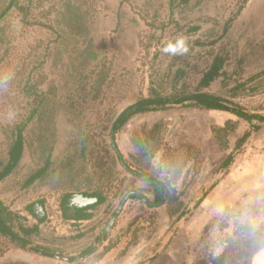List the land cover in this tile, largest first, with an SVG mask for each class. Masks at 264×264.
I'll list each match as a JSON object with an SVG mask.
<instances>
[{"label": "rangeland", "instance_id": "374dc122", "mask_svg": "<svg viewBox=\"0 0 264 264\" xmlns=\"http://www.w3.org/2000/svg\"><path fill=\"white\" fill-rule=\"evenodd\" d=\"M89 2L94 15L92 47L98 52L92 63L105 62L109 78L99 97L84 100L78 95L73 102L76 110L68 105L57 113L45 144L32 142L37 131L29 123L23 161L0 181V200L24 216L25 224H39L41 233L34 237L35 244L54 248L60 258L14 246L17 251L11 252L12 247L0 255V264H250L254 253L264 246V121L249 123L232 112L182 104L131 119L115 133L125 164L135 169L149 162L145 170L154 179L146 177L170 181L171 196L159 208L130 198L105 235L107 222L129 191L139 192L150 202H157L158 195L153 186L129 173L118 160V174L112 181L103 174L108 165L95 173L91 164L80 158L79 142L86 127L95 143L103 138L108 141L109 129L104 126H110V119L137 95H147L153 82L157 86V76H163L174 57L160 49L166 39L177 35L185 36L189 44V52L179 59L188 63L180 84L195 85L214 54H222L226 57L223 74L206 90L223 96L230 107L264 115V0ZM52 3L48 1L43 7L47 9ZM39 20L48 21L44 16ZM8 22L5 40L9 41L0 42V57L8 50V62L0 68V161L6 157L12 130L26 120L32 107L25 82L30 80L39 90L54 85L58 92H64L81 61L74 63L57 50L53 29L25 25L14 16ZM196 26L200 29L194 31ZM167 87L168 81L166 91ZM255 87L258 89L249 91ZM135 139L144 142L147 157L142 156L144 151ZM50 146L54 148L52 161L72 162L66 166L55 163L46 175L23 188L44 165ZM96 148L101 149V145ZM56 167L57 173L52 174ZM95 190L106 200L87 211L93 215L90 219L65 217L66 200L62 199L67 193ZM36 204L45 211L42 222ZM135 214L146 226L139 225L134 236L130 232L127 240L133 243L127 250L109 255L112 260L97 257L120 237ZM91 245L99 250L93 256L67 260L87 252ZM255 264H264V253L256 256Z\"/></svg>", "mask_w": 264, "mask_h": 264}, {"label": "trees", "instance_id": "16d2710c", "mask_svg": "<svg viewBox=\"0 0 264 264\" xmlns=\"http://www.w3.org/2000/svg\"><path fill=\"white\" fill-rule=\"evenodd\" d=\"M48 1L51 0H2L0 3V42L8 43L9 40L5 39L9 36V18L11 16L18 17L25 25H38L53 29V34L56 36L57 50L60 49L61 54H67V57H70L74 63L78 59L81 60L79 63L80 67L78 69L76 68L71 75V79L64 92H58V89L54 85L51 89L39 90L35 84H30V80L25 82L24 85L27 87L28 95L32 96V107L26 120L17 125L11 132L12 140L8 147L6 157L0 161V181H3L15 172L23 161L30 138V132L28 130L29 123L32 122V127L34 126L37 131V139L32 142L37 141L40 144H45L47 142L45 137L49 132L48 129L54 124L57 113L61 109H65L68 105V108L75 107L76 110L77 106L73 102H77L76 96L78 95L84 98V100L90 96H92V99L99 97L105 82L109 78L108 67L105 62L100 64L92 63L97 59L98 52L92 47L93 37L91 36V25L94 15L92 13V3L89 2L90 0H53L54 3L45 9L43 6ZM187 1L182 0V2ZM244 1L246 2L247 0ZM39 16L46 17L48 21L44 22L39 20ZM50 22L52 23L50 24ZM192 29L194 31L199 30L200 26ZM7 52L8 50L6 49L3 56L0 57V68H4L8 62ZM179 59H181V55L173 57V60L168 64V69L162 74L163 76H157L159 79L157 86L153 82L147 95H137L133 103L110 119V126H104L105 130L109 129L108 141L103 138L102 142L95 143L94 135H91L87 127L81 131V140L79 142L80 158L83 159L85 164L90 163L91 167L95 169V173L97 170L102 171L108 165L107 169L103 171V174L108 175L109 182L116 177L118 174L116 165L119 156L114 152L115 149L111 142V136L137 114L163 110L172 104H182L200 109L232 112L249 123H252L254 119H259L261 120L260 122L264 121V115L247 113L243 111L242 107L238 106H236L237 108L230 107V102L223 96L206 90L213 81L223 74V68L226 64V57L224 55L219 53L214 54L211 63L202 72L200 79L195 85L180 84L186 73L188 63L185 60L182 61L183 58L181 61ZM253 77L257 78L259 75L257 74ZM167 81L168 87L166 91L165 85ZM239 86H243V84ZM256 89L258 87L249 88V91ZM68 113L69 115H75L74 112ZM157 125L158 123L155 124V126ZM219 129L223 130L225 128L221 127ZM135 143L140 150L146 152H143L142 156L147 157L148 153L143 145L144 142L140 139H135ZM99 145H101V149L96 148ZM53 150L54 148L52 146L48 148L44 165L29 177L23 185V188L30 186L38 178L46 175L55 163H60L59 166H66L72 162L70 159L68 161H62L61 159L59 162L57 160L52 161L51 156ZM100 150L104 151L103 155H100ZM96 151L97 154H95ZM149 166V162H146L144 166L135 168V170L141 173L140 175L154 179V176L145 170ZM56 171H58L57 167L51 170L52 174ZM97 173L100 174L99 172ZM100 179H102V176H100ZM157 182L163 191H167V195L170 197L171 194L166 188L168 185H171L170 181ZM171 188L174 189V186ZM92 195L99 198L98 203L103 201V194L99 190H95ZM87 215V218L90 217V214ZM43 220L44 218H41L40 222ZM24 221V216L11 210L0 200V255L5 253L11 246H15L41 255L60 258L54 248L35 244L34 237H38L41 233L39 224L27 225ZM139 225L142 227L146 226L141 216L135 218L128 228L129 232L124 237L130 236L132 234L130 232H133L134 236V231L140 228ZM128 243H133V241L130 240ZM93 250L83 252L77 257L75 256L67 260L77 261L88 258L93 253ZM94 251L96 252V250ZM106 253L101 252L96 256L100 258Z\"/></svg>", "mask_w": 264, "mask_h": 264}, {"label": "flooded vegetation", "instance_id": "af4514ba", "mask_svg": "<svg viewBox=\"0 0 264 264\" xmlns=\"http://www.w3.org/2000/svg\"><path fill=\"white\" fill-rule=\"evenodd\" d=\"M156 111H159V110H156ZM156 111H151V112H156ZM146 113H150V112H146ZM143 114V113H142ZM138 115V114H137ZM136 116V115H135ZM134 117V116H133ZM132 117V118H133ZM131 118V119H132ZM130 119V120H131ZM129 120V121H130ZM128 121V122H129ZM127 122V123H128ZM126 123V124H127ZM155 124H157V123H153V126H155ZM152 126V127H153ZM145 129H144V127H143V131H144ZM142 131V132H143ZM116 133V132H115ZM115 133L111 136V142H112V144H113V146H114V152L116 153V155H118L117 154V152H116V149H118L117 148V145H116V142H115ZM144 136L146 137V136H148L147 138H149V137H152L153 138V135H150V134H148V135H146V134H144ZM219 136V134H217V137ZM148 142H149V144H151L152 143V140H148ZM122 155V154H121ZM124 161V160H123ZM118 162L120 163V159H118ZM125 163V162H124ZM121 164V163H120ZM126 165V164H125ZM122 166V165H121ZM130 170H132V171H135V172H137L135 169H133V168H131L130 166H128V165H126ZM124 168V167H123ZM125 170H127L126 168H125ZM128 171V170H127ZM129 173H131V174H133L132 172H130V171H128ZM139 174H141V173H139ZM133 175H135V174H133ZM136 176V175H135ZM153 182H155V183H157L158 184V186H159V189H157V188H155L154 186H153V188H154V190H155V192H157V195H158V201L157 202H150L149 200V203H151V205H148L145 201V203L149 206V207H151V208H159L160 206H162L164 203H166V200H167V198L169 197L168 195H167V191L165 192V191H163L162 189H161V186L159 185V183L155 180V181H153ZM163 182H165V180L163 181ZM152 186V185H151ZM175 187V186H174ZM167 188V190H168V188H170L169 186H167L166 187ZM169 191V190H168ZM129 192H132L131 194H130V196L127 198V200H129L130 198H138V199H140V200H143L142 198H141V194L139 193V192H134L133 190H131V191H129ZM128 192V193H129ZM93 193V192H92ZM92 193H84V192H82V193H70V194H66L64 197H63V199L62 200H66L65 201V204H64V206H63V209L64 210H66V218H69V219H74V220H79V221H81V220H85V219H90L93 215H91L90 214V217H86V216H88L87 214H88V210H90V209H93L94 207H97L99 204H101V203H103V201L102 202H100V203H98V201H99V198L97 197V196H94V195H92ZM127 193V194H128ZM79 195H82V196H80L79 197ZM141 195V196H140ZM103 197H104V195H103ZM146 198V197H145ZM148 199V198H147ZM90 200V201H89ZM91 200H93V201H91ZM95 200H97V201H95ZM102 200H106V198H102ZM126 200V201H127ZM89 201V203H87V205H85V206H81V205H83L82 203L83 202H88ZM98 203V204H97ZM97 204V205H96ZM37 206V205H36ZM124 206V205H123ZM36 208H38V206L36 207ZM118 208V207H117ZM116 208V209H117ZM37 210H39V208L37 209ZM44 210V209H43ZM116 211V210H115ZM121 211H122V209H121ZM34 212V211H33ZM36 212V211H35ZM37 212H39L38 213V218L39 219H41V218H44L45 219V217L43 216L44 214H45V211H43L44 213L42 214L41 213V211H37ZM36 212V213H37ZM183 212L184 211H182L180 214H183ZM115 213V212H114ZM114 213H113V215H114ZM121 213V212H120ZM120 213H119V215H120ZM172 214V213H171ZM113 215L111 216V218H110V220L107 222V224H106V227L104 228V232L105 233H103V235H105V234H107L106 233V231L108 230V227H110L112 224H114V222H115V220H114V222L113 223H111L110 225H108L109 223H110V221H111V219H112V217H113ZM118 215V216H119ZM39 216H41V217H39ZM117 216V217H118ZM136 216H137V214H135L132 218H131V220L129 221V223H128V225H127V228L121 233V234H119L120 235V237L119 238H117L115 241H113V243L112 244H108L109 246V248H107L106 247V249L104 248V250H103V252H107L104 256H103V258L106 256L107 257V259L109 258L110 259V257H109V254L112 252V251H114V250H116L119 254H121L122 252H124L125 250H127V246L129 247V243H128V236H126V237H124V235L125 234H127L128 232H129V230H128V228H129V226L133 223V221L135 220V218H136ZM140 216V215H139ZM138 217V216H137ZM100 237V236H99ZM68 238V237H67ZM97 238V237H96ZM11 247H14V246H11ZM10 247V248H11ZM9 248V249H10ZM92 249H94V250H96V252H98L99 250H98V247L96 246H93V245H91L89 248H88V250H87V252L88 251H91ZM93 250V253L90 255V256H93L96 252ZM29 251V250H28ZM82 252H80L78 255H80ZM77 255V256H78ZM76 256V257H77ZM89 256V257H90ZM112 259H113V257H112ZM112 259H110V260H112Z\"/></svg>", "mask_w": 264, "mask_h": 264}, {"label": "clouds", "instance_id": "9594fccd", "mask_svg": "<svg viewBox=\"0 0 264 264\" xmlns=\"http://www.w3.org/2000/svg\"><path fill=\"white\" fill-rule=\"evenodd\" d=\"M160 50L169 56L186 55L189 52L188 40L183 35H177L174 38L166 39Z\"/></svg>", "mask_w": 264, "mask_h": 264}, {"label": "water", "instance_id": "95a60500", "mask_svg": "<svg viewBox=\"0 0 264 264\" xmlns=\"http://www.w3.org/2000/svg\"><path fill=\"white\" fill-rule=\"evenodd\" d=\"M116 152H117V154H118V156H119L120 163H121V165H122L124 168H126L128 171L132 172V173L135 174L136 176L142 178V179H143L145 182H147L148 184H150V185L154 186L155 188L159 189L158 184L155 183V182H153L152 180H150L148 177H146V176H144V175H140L138 172H135V171L130 170V169L125 165V163H124V161H123V158H122V155H121V153L119 152L118 149H116ZM131 193H132V192H129L128 194H126V195L124 196V198L121 200V202H120L118 208L116 209V211H115V213H114V215H113V217H112V219H111V221H110V223H109L108 225H110L111 223H113L114 220L117 218V216H118L119 213L121 212V209L123 208V205L125 204L127 198L130 196ZM80 196H82V195H79V197H80ZM140 196H141V195H140ZM141 198H142L143 201H145L148 205H151V203H149V201H148L147 198H145L144 196H141ZM89 201H90V200H89ZM89 201H88V202H83V203H82L83 205H81V206H85V205H87V203H89ZM91 201H93V200H91ZM95 201H97V200H95ZM37 206H38V208H39V211H41V213L43 214V213H44V212H43V211H44V210H43V207H42L41 205H39V204H37ZM39 217H41V216H39Z\"/></svg>", "mask_w": 264, "mask_h": 264}, {"label": "crops", "instance_id": "0c3cea01", "mask_svg": "<svg viewBox=\"0 0 264 264\" xmlns=\"http://www.w3.org/2000/svg\"><path fill=\"white\" fill-rule=\"evenodd\" d=\"M157 112V111H156ZM220 112H223V111H220ZM147 114V113H146ZM153 114H155V113H153ZM139 115H143V114H138V116ZM137 116V115H136ZM136 116H134L132 119H134ZM147 121V120H146ZM128 123H130V121L128 122ZM127 123V124H128ZM148 125V124H147ZM129 127V125L127 126V128ZM251 170H252V167L250 168V172H251ZM223 185V184H222ZM37 205V204H36ZM12 248V247H11ZM10 248V249H11ZM12 251H17V249L16 248H14L13 247V249L11 250V252ZM6 253V252H5ZM261 253H264V246H262L259 250H257L255 253H254V255H253V257H252V259H251V263L250 264H255V259H256V256L257 255H259V254H261ZM114 254H116V250H114V251H112L109 255L110 256H113ZM138 264H142V263H138ZM151 264V263H150Z\"/></svg>", "mask_w": 264, "mask_h": 264}]
</instances>
